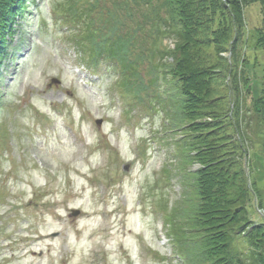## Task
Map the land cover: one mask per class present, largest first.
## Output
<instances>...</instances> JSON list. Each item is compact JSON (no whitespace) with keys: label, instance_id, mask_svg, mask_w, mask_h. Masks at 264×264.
<instances>
[{"label":"rangeland","instance_id":"374dc122","mask_svg":"<svg viewBox=\"0 0 264 264\" xmlns=\"http://www.w3.org/2000/svg\"><path fill=\"white\" fill-rule=\"evenodd\" d=\"M65 4L27 0L0 67V264H184L168 220L192 189L183 174L197 164L186 160L187 135L165 99L174 81L154 90L145 59L139 69L150 90L142 101L123 93L111 60L88 68L70 32L77 26L58 13ZM262 19L260 3L246 7L237 63L251 89L245 112L263 86L264 51L254 34ZM149 25L131 27L147 36ZM157 42L174 47L168 38ZM222 56L234 62L230 50ZM251 152L252 179L263 186V159ZM252 204L257 220L264 207L256 195Z\"/></svg>","mask_w":264,"mask_h":264},{"label":"trees","instance_id":"16d2710c","mask_svg":"<svg viewBox=\"0 0 264 264\" xmlns=\"http://www.w3.org/2000/svg\"><path fill=\"white\" fill-rule=\"evenodd\" d=\"M65 2V10L58 13L77 26L75 33L70 32L76 48L89 58L88 67L101 59L111 60L123 93L142 101V92L150 90L139 69L145 59L154 90L161 79L174 81L173 94L165 99L172 106L175 126L187 135L186 160L198 165L183 174L185 185L192 189L176 207V218H170L171 235L180 244L183 263L264 264V222L255 221L251 213L255 195L264 207V185L252 179L249 164L251 150L264 162V80L261 95L245 112L243 89L246 96L251 89L245 70L237 64L244 48L245 9L256 2L263 19L254 34L264 51V0ZM26 3L0 0V67ZM111 4L120 8L118 14ZM106 19L108 24L98 26ZM132 24L141 28L150 24L152 32L145 36ZM148 37L153 43L148 44ZM162 37L171 39L174 48L159 47ZM227 50L233 56L231 64L222 56ZM217 78H224L226 95L215 84Z\"/></svg>","mask_w":264,"mask_h":264},{"label":"water","instance_id":"95a60500","mask_svg":"<svg viewBox=\"0 0 264 264\" xmlns=\"http://www.w3.org/2000/svg\"><path fill=\"white\" fill-rule=\"evenodd\" d=\"M79 213H80L79 210H73L74 215H78Z\"/></svg>","mask_w":264,"mask_h":264}]
</instances>
